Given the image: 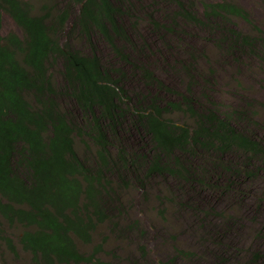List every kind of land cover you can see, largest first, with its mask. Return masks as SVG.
<instances>
[{
	"label": "trees",
	"instance_id": "obj_1",
	"mask_svg": "<svg viewBox=\"0 0 264 264\" xmlns=\"http://www.w3.org/2000/svg\"><path fill=\"white\" fill-rule=\"evenodd\" d=\"M170 1L177 6L174 22L214 28L228 55L264 50V30L245 7L226 0L204 2L200 16L194 2ZM52 4L36 12L32 0H0V227L20 229L12 235L0 228V264L3 245L15 256L20 247L34 264H112L97 256L103 243L90 254L80 244H93L105 224L113 234H129L132 225L121 222V191L131 182L163 174L213 193L264 170V138L246 130L251 122L245 109L222 115L202 104L192 89L161 99V91L172 89L118 45V39L131 43L122 17L126 0ZM5 13L23 35L2 33ZM233 17L250 23L257 34L230 27ZM65 32L89 42L102 36L130 70L106 65L96 51L72 47L61 39ZM128 78L159 89L134 96L126 87ZM174 111L186 114L188 123L170 118ZM240 118L247 125L243 130L235 123ZM133 130L147 140L144 152L140 143L139 149L137 142L131 144ZM77 138L96 149L91 158L81 156ZM232 153H239L241 161L223 157ZM184 253L192 254L179 250ZM257 258L264 261V248Z\"/></svg>",
	"mask_w": 264,
	"mask_h": 264
},
{
	"label": "rangeland",
	"instance_id": "obj_2",
	"mask_svg": "<svg viewBox=\"0 0 264 264\" xmlns=\"http://www.w3.org/2000/svg\"><path fill=\"white\" fill-rule=\"evenodd\" d=\"M32 1L36 12H41L46 3L59 6L62 0ZM190 1L202 16L204 2L225 0ZM226 1L245 7L255 24L264 30V0ZM176 7L175 1L170 0H126V15L122 17L131 43L118 39V45L135 62L150 66L157 78L172 89L168 94L161 91V99L168 101L176 97L174 92L189 93L192 89L197 98L203 100L202 104L216 107L222 115H233L235 110L245 109L251 122L249 126L241 118L235 123L242 130L247 127V131L264 138V50L243 49L234 56L228 55L221 49L217 40L220 33L214 28L181 20L174 22ZM152 17L160 22L161 29L156 27ZM229 26L257 34L242 18L233 17ZM12 31L23 35L17 23L5 13L2 33L7 35ZM61 39L85 53L98 52L106 65L129 69L111 44L98 34L91 42L78 33L71 38L65 32ZM189 63L193 70L189 69ZM56 70V79L60 81ZM125 84L134 96L141 92L143 96L150 91L155 93L159 89L155 85L148 87L146 82L136 78L126 79ZM168 115L178 124L188 123L186 114L174 111ZM130 135L134 136L131 144L137 142L135 147L139 149L140 143V150L144 152L147 140L136 130ZM87 141L77 138V148L84 159L91 158L96 150ZM223 157L241 161L239 153ZM231 181L235 183L230 189L213 193L206 186L192 188L180 184L170 175H152L142 178L140 183L133 181L121 191L125 205L121 222L132 225L129 234H113L110 225L105 224L95 234L93 244H80V248L90 254L103 243L97 256L112 264H264L262 259H254L264 248V170L255 178ZM0 228L12 235L20 230ZM2 247L1 264L3 260L7 264H34L32 257L20 247L18 256L11 254L5 245ZM180 249L192 254H179Z\"/></svg>",
	"mask_w": 264,
	"mask_h": 264
}]
</instances>
